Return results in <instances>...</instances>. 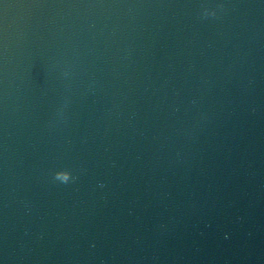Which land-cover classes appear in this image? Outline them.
Here are the masks:
<instances>
[{
	"label": "water",
	"instance_id": "obj_1",
	"mask_svg": "<svg viewBox=\"0 0 264 264\" xmlns=\"http://www.w3.org/2000/svg\"><path fill=\"white\" fill-rule=\"evenodd\" d=\"M0 264H264V0H0Z\"/></svg>",
	"mask_w": 264,
	"mask_h": 264
},
{
	"label": "clouds",
	"instance_id": "obj_2",
	"mask_svg": "<svg viewBox=\"0 0 264 264\" xmlns=\"http://www.w3.org/2000/svg\"><path fill=\"white\" fill-rule=\"evenodd\" d=\"M204 15L205 16H208V15H216V10L215 9H212L211 11L209 9H204ZM67 75V73H66ZM54 179L62 182V183H69L71 180L75 179L73 176H72V172L68 169H62V170H58L56 173H55V176H54Z\"/></svg>",
	"mask_w": 264,
	"mask_h": 264
}]
</instances>
